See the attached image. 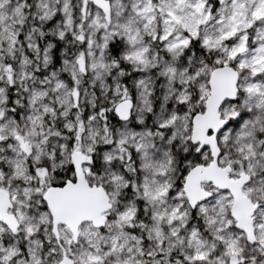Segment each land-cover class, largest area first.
<instances>
[{
  "label": "snow or ice",
  "instance_id": "obj_1",
  "mask_svg": "<svg viewBox=\"0 0 264 264\" xmlns=\"http://www.w3.org/2000/svg\"><path fill=\"white\" fill-rule=\"evenodd\" d=\"M0 264H264V0H0Z\"/></svg>",
  "mask_w": 264,
  "mask_h": 264
}]
</instances>
